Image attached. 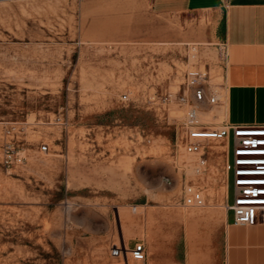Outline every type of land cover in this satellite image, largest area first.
I'll return each mask as SVG.
<instances>
[{"label": "rangeland", "instance_id": "obj_1", "mask_svg": "<svg viewBox=\"0 0 264 264\" xmlns=\"http://www.w3.org/2000/svg\"><path fill=\"white\" fill-rule=\"evenodd\" d=\"M211 23L153 0H0V264H124L111 251L147 221L133 208L174 211L185 110L169 96L193 69L224 85ZM10 140L25 161L7 173Z\"/></svg>", "mask_w": 264, "mask_h": 264}, {"label": "crops", "instance_id": "obj_2", "mask_svg": "<svg viewBox=\"0 0 264 264\" xmlns=\"http://www.w3.org/2000/svg\"><path fill=\"white\" fill-rule=\"evenodd\" d=\"M153 9L159 15H206L212 22L209 43L226 52L222 124H264V0H230L228 7L221 0H153ZM225 188L223 198L210 197L203 208H185L179 197L174 211L161 213L166 216L157 223L146 209L138 215L147 216L144 231L135 236L145 244L144 264H264V211L255 226L234 225L226 209L231 188Z\"/></svg>", "mask_w": 264, "mask_h": 264}, {"label": "built area", "instance_id": "obj_3", "mask_svg": "<svg viewBox=\"0 0 264 264\" xmlns=\"http://www.w3.org/2000/svg\"><path fill=\"white\" fill-rule=\"evenodd\" d=\"M228 7L230 0H221ZM222 50V66L226 61L225 49ZM182 93L170 95V101H175L184 109V116L178 123L183 151L176 156L175 166L181 175L180 200L185 208H203L207 199L212 197L210 187L214 186L217 171L212 173L215 165L216 150L213 142H218L222 150L217 151L223 163L224 188L229 186L233 191V203L227 205V210L233 214V224L241 227L257 225L259 214L264 211V124H213L201 121V110L220 106L222 102L221 90L223 85H213L210 71L193 69L186 73ZM127 101L129 97H122ZM13 128L8 135H13ZM49 147L44 145L43 152ZM181 157V159H180ZM24 152L8 141L5 146L3 164L7 173L12 168L24 163ZM216 166V165H215ZM218 167V166H216ZM214 179L210 180L209 176ZM168 185L173 184L171 178L166 179ZM230 196V195H229ZM136 209H134L135 211ZM111 256L129 264V259L144 264L147 261V252L143 242L136 243L132 249L118 245L111 251Z\"/></svg>", "mask_w": 264, "mask_h": 264}, {"label": "bare ground", "instance_id": "obj_4", "mask_svg": "<svg viewBox=\"0 0 264 264\" xmlns=\"http://www.w3.org/2000/svg\"><path fill=\"white\" fill-rule=\"evenodd\" d=\"M197 57V54L195 53V54H193L192 55V58H196ZM199 57V56H198ZM205 58V57H204ZM216 107H219V106H216ZM214 109H215V107H212V108H208V109H203V110H201V116H202V114L204 115L203 116V118L201 119V121L202 122H205V123H209V124H212V123H217V124H219L220 123V119L222 118V117H224V113H223V111H221V109L220 108H218L217 110H215L214 111ZM207 112V114H206V112ZM201 118V117H200ZM206 121H208V122H206ZM213 125H215V124H213ZM214 149H221L222 150V148L220 147H214ZM216 171H217V167L215 166V165H212V173L215 175L216 174ZM209 179L210 180H212V179H214L211 175L209 176ZM225 191H226V188H225ZM209 193H210V195L212 196V197H214V189H213V187L211 186L210 187V189H209ZM134 209H136L135 210V213L136 214H138V215H141L142 213H143V211L145 210V207L144 206H140V207H135V208H133V210ZM147 209V208H146ZM227 209V208H226ZM227 213V212H226ZM146 222V221H145ZM131 264V263H130Z\"/></svg>", "mask_w": 264, "mask_h": 264}]
</instances>
